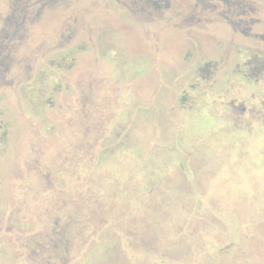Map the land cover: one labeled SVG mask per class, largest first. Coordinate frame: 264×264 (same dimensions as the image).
<instances>
[{
	"label": "rangeland",
	"instance_id": "374dc122",
	"mask_svg": "<svg viewBox=\"0 0 264 264\" xmlns=\"http://www.w3.org/2000/svg\"><path fill=\"white\" fill-rule=\"evenodd\" d=\"M145 3L0 0V264H264V44Z\"/></svg>",
	"mask_w": 264,
	"mask_h": 264
},
{
	"label": "flooded vegetation",
	"instance_id": "af4514ba",
	"mask_svg": "<svg viewBox=\"0 0 264 264\" xmlns=\"http://www.w3.org/2000/svg\"><path fill=\"white\" fill-rule=\"evenodd\" d=\"M138 1L146 2L149 7L151 4L158 13H163L165 10L166 12H175L174 18L179 20L181 18L188 30L192 29L196 30V32L208 34L203 26L206 24H218L217 30L219 31L214 33L219 37L216 40L218 43L216 46L217 51H213V53L223 49L220 43L223 37L227 36L237 39L239 42L243 41L251 55L253 53L263 54L261 51L251 49V43L264 44V18H262L264 17V7L260 6L258 0H185L182 11L180 9V11L172 10L170 0H165L168 4L166 9H162L161 4H159L163 0ZM193 2L195 7L192 6ZM189 15L192 17H188ZM189 21L193 22V24H188L187 22ZM195 46L201 47L199 43L195 44ZM246 76L250 78V74Z\"/></svg>",
	"mask_w": 264,
	"mask_h": 264
}]
</instances>
